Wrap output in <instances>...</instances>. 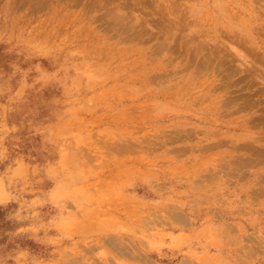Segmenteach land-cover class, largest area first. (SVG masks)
<instances>
[{"label":"rangeland","instance_id":"374dc122","mask_svg":"<svg viewBox=\"0 0 264 264\" xmlns=\"http://www.w3.org/2000/svg\"><path fill=\"white\" fill-rule=\"evenodd\" d=\"M0 264H264V0H0Z\"/></svg>","mask_w":264,"mask_h":264}]
</instances>
